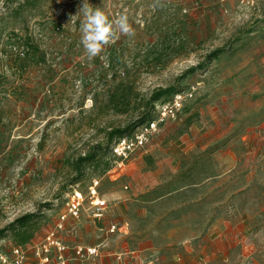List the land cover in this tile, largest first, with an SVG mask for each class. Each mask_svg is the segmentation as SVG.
I'll use <instances>...</instances> for the list:
<instances>
[{
	"label": "rangeland",
	"instance_id": "rangeland-1",
	"mask_svg": "<svg viewBox=\"0 0 264 264\" xmlns=\"http://www.w3.org/2000/svg\"><path fill=\"white\" fill-rule=\"evenodd\" d=\"M23 2L0 0V228L35 213L21 264L38 263L34 246L56 228L70 247L99 246L71 264H264V0H87L110 18L127 15L135 33L94 58L81 44L84 0ZM156 28L173 47L146 56ZM27 35L46 63L16 61ZM217 48L225 51L207 62ZM125 70L140 100L120 114L107 101ZM191 88L147 144L123 161L112 153L118 135L107 134L145 122L153 92ZM89 149L98 159L78 183L87 195L100 178L101 219L88 196L77 217L65 205L73 160ZM14 245L9 230L0 250Z\"/></svg>",
	"mask_w": 264,
	"mask_h": 264
},
{
	"label": "built area",
	"instance_id": "built-area-1",
	"mask_svg": "<svg viewBox=\"0 0 264 264\" xmlns=\"http://www.w3.org/2000/svg\"><path fill=\"white\" fill-rule=\"evenodd\" d=\"M193 89L176 91L171 97L158 100L155 103V117L138 125L130 134L118 138L112 146V153L120 161H123L138 148L147 144L163 122L175 117L183 109L186 99L193 96ZM99 185L100 178H93L87 195L79 187V183L72 185L65 200L67 212L75 217L79 216L85 208L88 196V206L92 216L98 219L103 218L107 207V199L99 193ZM65 217L66 214L60 218L57 226L59 229L63 227ZM118 228V223L112 222L109 231L115 232ZM33 251L38 260L37 264H68L72 259H82L85 256L100 254L97 245L68 246L59 235L57 228L48 231L45 237L34 246ZM26 255L27 251L22 245H14L11 254L0 250V264H21L25 261Z\"/></svg>",
	"mask_w": 264,
	"mask_h": 264
},
{
	"label": "trees",
	"instance_id": "trees-1",
	"mask_svg": "<svg viewBox=\"0 0 264 264\" xmlns=\"http://www.w3.org/2000/svg\"><path fill=\"white\" fill-rule=\"evenodd\" d=\"M31 3L34 5V0H24V2L21 5H29L31 6ZM157 27V26H156ZM154 37V42H152L151 48L148 50L146 56H150L151 54L158 55V57H161L163 53L167 52V50H170L173 46H171L170 38L171 34H169V31H162L161 28H156V32L152 35ZM157 48V46H159ZM23 50L18 53V56L16 57V61L22 66L26 67L31 64H42L47 62V53L46 51L41 47L39 43L34 41L32 37L27 35L23 42H22ZM178 50V48H180ZM177 53H181L185 49L184 41H179L178 46L176 48ZM225 48H217L216 50H213L211 53L207 56V62H211L214 59H216L220 53L224 52ZM121 53V52H120ZM112 53H109L110 60L118 61L120 65H122L123 62H121L120 54H118L117 57H113ZM201 66H193L187 70V73H191L196 71V69L200 68ZM130 71V70H129ZM128 70H125L124 75H120L117 81L115 82L114 87L112 90L108 93V105H113V107L116 109L117 113L123 114L127 113L131 109V105L140 100V96L138 93V90L136 88V84L134 80H130V72ZM169 90L168 89H161L156 92H153L151 97L149 98L150 103H152L151 108L144 106L143 116L149 117L146 121L152 119L156 115V108L155 103L163 99L161 98L164 94H166ZM176 92V91H175ZM173 92V93H175ZM167 98V97H165ZM148 103V102H147ZM136 109L140 110L142 108L141 105L135 104ZM151 109V110H148ZM145 121V122H146ZM144 123V122H143ZM142 124V123H141ZM140 125V124H139ZM127 128H120L117 127L115 130H111L108 135V140H112L115 135H118L117 138L114 140V142L126 135L130 134L132 131H126ZM114 142L111 145V151L112 146ZM98 152L95 149H89L84 154H80L76 157L75 160H73V169L77 172V176L71 180L70 188L71 186L78 183V180L81 177V172L83 171V168L93 163L98 159ZM68 190V192H69ZM35 213H27L25 215H22L18 218H16L14 221L10 222L8 225H6L3 228H0V239H2L5 235V233L9 230L15 231L18 235V243L19 245L26 244L29 239L31 238L30 232L26 229L28 223L34 218Z\"/></svg>",
	"mask_w": 264,
	"mask_h": 264
},
{
	"label": "clouds",
	"instance_id": "clouds-1",
	"mask_svg": "<svg viewBox=\"0 0 264 264\" xmlns=\"http://www.w3.org/2000/svg\"><path fill=\"white\" fill-rule=\"evenodd\" d=\"M80 12L83 14L80 22L81 44L88 58L98 56L120 35L130 37L135 34L125 14L110 18L101 8H93L87 0H84Z\"/></svg>",
	"mask_w": 264,
	"mask_h": 264
},
{
	"label": "crops",
	"instance_id": "crops-1",
	"mask_svg": "<svg viewBox=\"0 0 264 264\" xmlns=\"http://www.w3.org/2000/svg\"><path fill=\"white\" fill-rule=\"evenodd\" d=\"M111 223H112V222H111ZM111 223H110V224H111ZM63 240H64V239H63ZM73 260H74V259H72L71 261H69L68 264H71V263L73 262ZM120 264H123V263H120Z\"/></svg>",
	"mask_w": 264,
	"mask_h": 264
}]
</instances>
